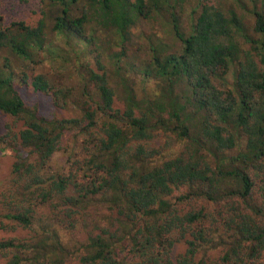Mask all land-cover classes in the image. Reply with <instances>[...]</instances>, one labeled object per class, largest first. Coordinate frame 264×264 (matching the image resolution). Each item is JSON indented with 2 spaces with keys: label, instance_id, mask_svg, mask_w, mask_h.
I'll use <instances>...</instances> for the list:
<instances>
[{
  "label": "trees",
  "instance_id": "16d2710c",
  "mask_svg": "<svg viewBox=\"0 0 264 264\" xmlns=\"http://www.w3.org/2000/svg\"><path fill=\"white\" fill-rule=\"evenodd\" d=\"M35 13L0 14L1 264H264V0Z\"/></svg>",
  "mask_w": 264,
  "mask_h": 264
},
{
  "label": "rangeland",
  "instance_id": "374dc122",
  "mask_svg": "<svg viewBox=\"0 0 264 264\" xmlns=\"http://www.w3.org/2000/svg\"><path fill=\"white\" fill-rule=\"evenodd\" d=\"M39 6V0H0V14L9 21L12 19H25L28 22H35L37 18V11ZM114 85L118 87L117 83ZM25 103L29 106L38 105L41 114L46 116H67L68 111L59 110L55 108L52 104L51 98L41 92H35L30 85H23L19 88ZM10 120V117L0 111V135L5 131V123ZM67 144L72 141L71 138L67 136ZM163 142V141H162ZM22 155L25 154V150H22ZM68 154L59 152L56 154L52 161L53 170H61L63 166L66 165V159ZM14 155L9 153H0V192L8 183L11 176V167L14 161ZM12 234H26L24 231H12L10 229L0 228V238L7 237ZM75 238L82 240L84 235L76 232L74 234ZM182 247V246H181ZM2 260L0 257V264Z\"/></svg>",
  "mask_w": 264,
  "mask_h": 264
}]
</instances>
